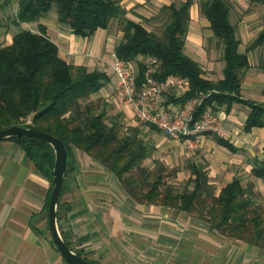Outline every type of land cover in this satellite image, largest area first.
Returning a JSON list of instances; mask_svg holds the SVG:
<instances>
[{
	"label": "trees",
	"instance_id": "1",
	"mask_svg": "<svg viewBox=\"0 0 264 264\" xmlns=\"http://www.w3.org/2000/svg\"><path fill=\"white\" fill-rule=\"evenodd\" d=\"M249 1L264 4V0ZM193 3L194 0H179L163 6L170 20L161 34L127 16L128 10L120 0H18L12 20L16 24L39 21L55 6L61 24L77 34L90 36L119 18L123 37L115 45L116 56L133 62L141 55L153 56L159 61L154 76L165 79L174 74L187 79L189 89L181 96H171V100L184 105L188 100L199 99L193 111V123L209 110L215 112L224 106L230 111L235 103H241L249 107L244 128L264 126V102L245 98L241 93L243 73L251 65L248 52L264 47V27L246 51H241V39L231 21L228 1H199L200 11L210 21V28L223 48V77L213 80L204 76L200 62L185 50ZM0 8L3 9V5ZM138 63L140 86L146 65ZM108 80L105 71L89 70L85 65H76L61 57L59 46L47 35L44 25H40V32L19 30L10 43L0 45V128L19 124L58 136L67 145L68 158L74 147L84 150L108 167L137 201L176 207L208 222L222 234L264 249V207L257 201L253 183L245 185L237 175L217 191L206 165L195 161L188 164L190 175L185 187L178 188L167 179L169 168L163 161L157 160L156 168L144 163L151 147L139 134V128L123 129L118 116L110 118L106 107L100 108L101 100L92 98V93ZM204 132L214 133L218 143L238 150L218 132ZM7 139L19 143L35 168L51 181L48 207L55 165L53 146L35 136ZM251 173L264 180V155L253 159ZM64 186L63 181L61 194ZM62 205L60 196L58 219ZM62 235L68 246L88 258L82 249L74 248L65 233Z\"/></svg>",
	"mask_w": 264,
	"mask_h": 264
},
{
	"label": "crops",
	"instance_id": "2",
	"mask_svg": "<svg viewBox=\"0 0 264 264\" xmlns=\"http://www.w3.org/2000/svg\"><path fill=\"white\" fill-rule=\"evenodd\" d=\"M120 1L128 10L127 16L135 20L139 17L149 18L151 12L171 3L167 0ZM137 5L145 8H137ZM239 5L245 9L242 4ZM261 8L258 13L261 15H252L251 20L258 18L264 22V7ZM202 15L206 18L203 13ZM207 21L210 26V21ZM231 21L234 23L232 18ZM18 25H22L19 30L30 29L36 32H40V25H44L47 35L59 46L61 57L76 65H85L89 70L107 72L109 80L100 90L92 93V98L107 97L114 103L124 102L114 91L117 77L110 65L117 57L114 48L121 40L122 32L119 33L121 37L116 36L108 27L99 28L90 36H83L61 24L57 14L51 12V9L39 21H23ZM263 25L249 35V40L251 36L258 34ZM238 37L240 38L239 35ZM11 41L12 38L5 44ZM241 43L240 50L246 51L247 48H241ZM190 56L200 62L204 76L213 80L223 77L225 61L221 75L211 77L212 75L205 73L202 59L198 60L200 57L195 54ZM146 58L147 56L141 55L133 63H145ZM249 58L251 65L243 73L241 93L245 98L264 102L262 62L259 63L258 59L251 60L250 55ZM188 89V80L176 85L164 93V103L173 111L180 108L183 105L171 100V96H181ZM121 106L133 113L128 103L124 102ZM248 112V106L235 103L230 111L223 106L214 113H217L221 122L224 121L228 132L229 122L234 124L237 121L248 135L258 133V138H263L264 155V126L246 130L244 124ZM132 115L127 114V118H132ZM140 122L139 134L151 147V153L147 157L149 163L145 164L152 167L159 154H163L161 144L164 141L161 140H166L167 136L162 130L150 125H147L148 133H143L142 126L146 123ZM219 134L235 144L238 150L233 151L218 143L214 133L199 132L191 136L192 140L181 138L186 147H189L185 153L188 159L186 165L189 162H203L217 191L235 176H239L241 167L245 166L242 161L229 158V153L239 154L245 148L250 152V145L255 143L252 141L244 146L239 144L238 139L230 137L229 133ZM195 142L197 145L194 147L192 143ZM155 151L160 152L158 154ZM167 156L166 162L173 165L169 161L172 158ZM262 156L255 153L248 156L247 164L250 168L247 171L250 174L253 159ZM239 177L243 180L242 176ZM251 177L253 181H264L253 175ZM64 182V191L60 195L63 205L60 207L59 229L61 234L67 235L75 249L83 250L89 260L99 264H264V249L256 245L222 234L208 222L176 207L137 201L108 167L78 147L73 148L68 158ZM50 188L49 178L35 168L19 143L9 139L0 141V264H68L53 239L49 225L47 197Z\"/></svg>",
	"mask_w": 264,
	"mask_h": 264
},
{
	"label": "rangeland",
	"instance_id": "3",
	"mask_svg": "<svg viewBox=\"0 0 264 264\" xmlns=\"http://www.w3.org/2000/svg\"><path fill=\"white\" fill-rule=\"evenodd\" d=\"M149 1L150 0H147V2ZM167 1L172 2L179 0H167ZM194 1L195 4L191 10L192 15L190 20V28H189L188 38L186 41L185 50L190 55L191 54L198 55V57H200L198 60L202 59L201 63L205 66V73L212 75L211 77H218L221 75L222 66L224 62L223 48L220 42L218 41V38L213 35L207 19L203 17L200 11V6H199L200 0H194ZM227 1L231 7L230 10L231 18L237 27V32H238L237 34L240 36V39L242 40L241 48L246 49L247 43L249 42V44H251V42L256 38L258 34L256 36L254 35L255 37L251 36L250 40H249V35L253 32L255 33V31L262 24H264V22H262V20L258 18H254V20H251V16L261 15L258 13L261 12L262 9L261 6L264 7V4L251 3L249 0H227ZM17 3L18 0H0V6L3 5L4 7L3 9L0 8V14L2 17V24L0 25V45L10 41L15 31L19 30L22 27V25H18L14 23L12 20L16 15ZM239 4H242L245 7V9H242L243 7L240 6ZM163 6H161V8L158 9L157 11L151 12L152 15L149 18L139 17L138 20L141 21L149 30L161 34L163 32L164 27L170 20L169 12L163 9L162 8ZM137 8L142 9L145 7L143 5H137ZM51 12L57 14V10L55 6H53ZM248 13H250L249 18L247 16ZM248 19H250L249 22H247ZM109 28L113 31V33H116V36L119 35L120 32L123 33L122 21L119 18L113 19L109 25ZM250 51H249V55L251 57V60L254 61V59L255 60L258 59L260 61L259 63L264 62V47H257V49L255 50L253 49ZM135 66L138 69V63H136ZM114 91L116 92V89H114ZM114 91H112L111 94H113ZM109 98H111V96ZM94 99L101 100L99 101V103L101 104L100 108L105 106L108 112V116L110 118L113 116H118L123 129H126L127 127L130 126L139 127V125L141 124L140 120L133 113L130 112L131 110H127V108H123L121 106L124 102L117 101L114 103L109 101L107 97H100ZM127 114H133L132 118H127ZM207 114L215 116L219 122L216 123L215 121H213L211 123V127H209L206 130H212L219 133L221 132L224 135L229 133L230 137L234 139H238L239 144H242L244 146L249 145L250 142L252 141L255 142L253 145H250L251 146L250 148L252 149L253 152L252 151L249 152L248 148H245V151L239 154L229 153V158L232 159L235 158L238 161H242V164L245 165L244 167H241L239 176L243 177V183L245 185L253 183L254 191L255 194L257 195V201L261 203L264 207V181H256V180L253 181L251 177L252 174H250V172L247 171V169L250 168V166L247 164L248 156H252L253 153H255L256 155H261V156L263 155V150H262L263 138L262 137L258 138V133L248 135L246 132H244L243 126L237 121L234 124H230L229 122V132H228V129L224 124V121L222 120L223 122H221L217 113H214L213 111L209 110L207 111ZM133 120L138 121L140 124H138V122L135 123ZM147 125L150 124L147 123L143 124L142 126L143 133L145 132L148 133L149 128L147 127ZM166 136H167L166 140L165 139L161 140L164 141L161 144V151H163V154H159L160 151H155L159 154V158L156 159V161L161 160L168 166L169 175L167 179L169 181L176 183V185H178V188L182 189L185 187L186 181L190 175V169L188 167V164L186 165L188 159L186 158L185 155L189 147L188 148L186 147L185 145L186 143L182 139L177 140L174 138L175 139L174 140L168 135ZM192 138L193 137H191V140ZM196 145L197 142L192 143V146L195 147ZM166 155H168L167 158L169 159L172 158V160L169 161L170 163H173V165H170L166 162L165 160ZM202 158L204 157L202 156ZM156 161L153 165L155 168L157 166ZM144 163H149L148 158L144 160ZM236 173H238V171ZM181 176L183 177L181 178Z\"/></svg>",
	"mask_w": 264,
	"mask_h": 264
},
{
	"label": "built area",
	"instance_id": "4",
	"mask_svg": "<svg viewBox=\"0 0 264 264\" xmlns=\"http://www.w3.org/2000/svg\"><path fill=\"white\" fill-rule=\"evenodd\" d=\"M158 64L156 57L147 56L144 79L140 86L137 81L138 71L133 61L116 57L110 64L117 77L116 94L131 106L133 114L140 121L156 125L166 135L175 139L191 138L211 127L213 121L219 122L207 112L200 120L192 122L195 105L199 102L197 98L188 100L174 111L171 110L163 101L164 93L187 79L174 74L165 79L157 78L154 72ZM27 122H30V118Z\"/></svg>",
	"mask_w": 264,
	"mask_h": 264
},
{
	"label": "water",
	"instance_id": "5",
	"mask_svg": "<svg viewBox=\"0 0 264 264\" xmlns=\"http://www.w3.org/2000/svg\"><path fill=\"white\" fill-rule=\"evenodd\" d=\"M18 136H35L44 139L48 141L55 150V165L53 169L52 191L49 199L48 213L50 229L58 249L64 258L73 264H98L79 255L68 246L59 229L57 209L68 163V148L65 141L47 131L30 126L16 124L0 128V141Z\"/></svg>",
	"mask_w": 264,
	"mask_h": 264
}]
</instances>
